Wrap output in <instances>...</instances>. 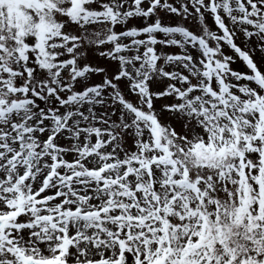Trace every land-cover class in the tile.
Here are the masks:
<instances>
[{"label": "snow or ice", "instance_id": "6c2138e0", "mask_svg": "<svg viewBox=\"0 0 264 264\" xmlns=\"http://www.w3.org/2000/svg\"><path fill=\"white\" fill-rule=\"evenodd\" d=\"M0 264H264V0H0Z\"/></svg>", "mask_w": 264, "mask_h": 264}]
</instances>
